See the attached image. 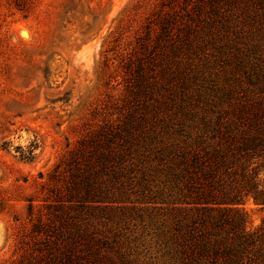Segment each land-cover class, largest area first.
<instances>
[{
  "label": "trees",
  "instance_id": "trees-1",
  "mask_svg": "<svg viewBox=\"0 0 264 264\" xmlns=\"http://www.w3.org/2000/svg\"><path fill=\"white\" fill-rule=\"evenodd\" d=\"M104 43L123 86L29 199L14 264H134L147 210L151 264H264V0H153Z\"/></svg>",
  "mask_w": 264,
  "mask_h": 264
},
{
  "label": "rangeland",
  "instance_id": "rangeland-1",
  "mask_svg": "<svg viewBox=\"0 0 264 264\" xmlns=\"http://www.w3.org/2000/svg\"><path fill=\"white\" fill-rule=\"evenodd\" d=\"M152 2L30 0L20 11L0 0V264L16 262L18 234L31 226L29 199L42 202L49 173L63 167L77 139L101 120L115 83L123 86L103 63L106 38L118 29L131 32ZM18 147L32 149L33 157L22 159ZM246 208L248 226H258L264 208L251 202ZM154 216L147 210L123 224L135 239L134 264L156 259Z\"/></svg>",
  "mask_w": 264,
  "mask_h": 264
}]
</instances>
